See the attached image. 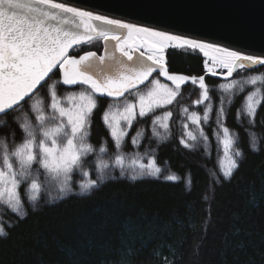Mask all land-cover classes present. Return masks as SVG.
<instances>
[{
	"label": "trees",
	"instance_id": "16d2710c",
	"mask_svg": "<svg viewBox=\"0 0 264 264\" xmlns=\"http://www.w3.org/2000/svg\"><path fill=\"white\" fill-rule=\"evenodd\" d=\"M92 49V44H85L75 53ZM166 56L170 72L205 74L206 58L199 51L170 48ZM262 74L264 66L237 70L231 77L206 75L211 100L201 104L194 103L200 96L198 86L188 82L176 101L153 114L172 112L167 130L157 126L159 134H154L153 115L138 117L120 149L114 147L102 119L112 100L98 96L87 141L95 151L83 158V170L95 179L97 166L103 162L108 165L104 169L108 178L98 189L84 195L75 191L61 200L59 183L34 163L20 185L25 218L0 202V225L9 231L0 237V264H264V101L254 118L243 111L250 92L259 88L264 94V85L246 81ZM50 75L49 85L59 79L58 71ZM232 81L237 87L231 91L219 87ZM80 90L79 85L57 84L59 96ZM34 99L47 105V85ZM32 102L13 113L18 117L15 123L9 118L0 125V155L4 144L11 151L21 142L18 124L25 114L36 123L29 108ZM207 104L212 107L208 120L192 124L188 115L196 112L203 117ZM221 107L224 114L218 122ZM223 127L229 129L234 148L243 152L237 158L239 168L229 178L221 168V161H227L221 143ZM188 131L197 137L189 142L192 147L180 143ZM137 132L141 133L138 137ZM133 137L136 144H132ZM101 146L107 151L100 152ZM116 155L124 158L123 176ZM134 160H155L162 170L160 176L130 179L140 172ZM167 175L178 179L166 180ZM33 178L41 184L35 202L30 201L28 188ZM86 179L80 169L72 173L74 185Z\"/></svg>",
	"mask_w": 264,
	"mask_h": 264
},
{
	"label": "snow or ice",
	"instance_id": "6c2138e0",
	"mask_svg": "<svg viewBox=\"0 0 264 264\" xmlns=\"http://www.w3.org/2000/svg\"><path fill=\"white\" fill-rule=\"evenodd\" d=\"M94 41L104 42L102 54L91 50L75 53V49L91 45ZM170 48L202 53L206 58L205 74L170 72L166 56ZM253 66H264V55L245 54L218 43L110 18L61 0H0V125L7 124L9 118L15 123L18 117L13 113L23 107L22 102L29 101H33L29 108L36 121L33 125L25 114L18 124L23 133L21 142L15 144L11 151L7 144L3 146L0 155V202L6 203L20 219L25 218L27 214L23 209L20 185L21 179L30 175L34 163L59 181L58 198L61 200L75 191L84 195L98 189L108 178L104 174L108 165L101 162L97 166L95 179L91 178L89 171L83 170V158L95 151L93 144L87 141L93 113L98 108V96L112 100L103 111L102 119L114 147L120 149L128 129L138 117L153 115L157 109L171 105L180 95L182 86L189 81L194 86L198 85L200 96L194 103L201 104L211 100L206 75L215 77L217 69H220L226 70V77H231L237 70ZM56 71L59 79L49 85L50 74L55 75ZM246 83L264 85V74L251 76ZM57 84L79 85L81 90L59 96ZM46 85L47 105L41 99H34ZM219 87L228 92L237 87V82L222 83ZM262 101L264 94L256 88L247 95L243 111L254 118ZM211 111V104H207L203 117L191 112L187 118L192 124L199 125L201 119L208 120ZM184 112L187 114L188 109L185 108ZM223 114L221 107L218 122ZM171 116V111L153 115L154 134H159L157 126L168 129L167 121ZM223 134L221 143L227 163L221 161V168L223 176L229 178L239 168L237 158L242 157L243 152L234 148L235 141L227 127H223ZM140 135L137 132L136 136ZM196 139V135L188 131L186 139H181L180 143L192 147L189 142ZM136 143L137 139L133 137L132 144ZM99 151L105 152L107 148L101 146ZM123 160L122 155H116L115 163L122 169V176L125 175ZM139 167L140 172L131 175L130 179L136 180L144 175L159 177L162 171L155 160ZM76 169L88 177L78 185L72 182V173ZM164 178L169 181L178 179L175 175ZM28 188L30 201H37L41 190L38 179H31ZM8 235L9 231L0 225V237Z\"/></svg>",
	"mask_w": 264,
	"mask_h": 264
},
{
	"label": "water",
	"instance_id": "95a60500",
	"mask_svg": "<svg viewBox=\"0 0 264 264\" xmlns=\"http://www.w3.org/2000/svg\"><path fill=\"white\" fill-rule=\"evenodd\" d=\"M61 2L130 23L218 43L243 53L264 55V0H61Z\"/></svg>",
	"mask_w": 264,
	"mask_h": 264
},
{
	"label": "rangeland",
	"instance_id": "374dc122",
	"mask_svg": "<svg viewBox=\"0 0 264 264\" xmlns=\"http://www.w3.org/2000/svg\"><path fill=\"white\" fill-rule=\"evenodd\" d=\"M100 14V13H99ZM104 15V14H103ZM110 18H115V17H111V16H109ZM116 19H119V18H116ZM127 22V21H126ZM139 25V24H138ZM141 26H143V25H141ZM157 30H159V29H157ZM174 34V33H173ZM189 38V37H188ZM193 39V38H192ZM205 42H208V41H205ZM92 45L94 46V48L95 49H92V51H97L99 54H102V52H103V41H94L93 43H92ZM221 46H223V45H221ZM245 54H247V53H245ZM251 55V54H250ZM254 67H258V66H253V68ZM217 72H218V75H221L220 73L221 72H224L225 74L224 75H221V76H224V77H226V70H220V69H217ZM160 79L162 80V82H165L164 81V78H162V77H160ZM190 82V81H189ZM167 83H169V84H171V82H167ZM198 86V85H197ZM142 90H144V89H142ZM131 99H132V97H131ZM115 109H113V111H114ZM35 115V114H34ZM33 125H36V123H33ZM2 155V154H1ZM152 161L153 160H149L147 163H144V162H142V161H140V160H134L133 162H132V164H138L139 166L141 165V164H144V165H149L150 163H152ZM226 163H227V161H226ZM135 164V165H136ZM0 165H2V160H1V162H0ZM140 168V167H139ZM56 182L57 183H59V181L58 180H56Z\"/></svg>",
	"mask_w": 264,
	"mask_h": 264
}]
</instances>
